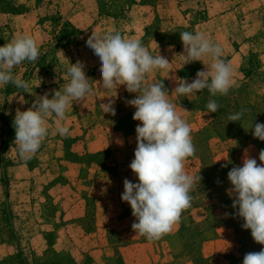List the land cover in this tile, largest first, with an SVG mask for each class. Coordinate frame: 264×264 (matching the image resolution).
<instances>
[{
	"label": "crops",
	"instance_id": "obj_1",
	"mask_svg": "<svg viewBox=\"0 0 264 264\" xmlns=\"http://www.w3.org/2000/svg\"><path fill=\"white\" fill-rule=\"evenodd\" d=\"M13 1L19 13L8 15L0 46L28 34L37 40L42 53L35 63L24 61L16 66L14 74L28 81L31 91L40 96L66 83L70 79H66L69 63L80 60L85 63L87 76L93 80V93L83 100L73 101L66 117L60 120V125L69 128L68 136L58 134L54 115L46 118L48 136L31 159L24 161L14 145L13 119L17 109L27 110L36 96L24 93L11 83L0 86V186L11 188L4 202L5 217L12 229L17 230L12 207L21 206L22 201L33 202V196L37 199V208L32 210V215L22 214V232L39 223L40 227H50L43 232L61 233L67 228L66 231L70 229L76 236L86 238L102 232L101 227L110 225V219L122 210V164L130 169L136 148L135 128L140 123L133 120L131 129L125 125L135 111L125 101L136 94L128 93L123 85L111 91L100 85L101 62L85 43L92 33L102 36L111 31L125 39L136 38L153 56L159 52L166 56L171 62L169 68L147 74L145 81L150 84L163 80L170 92L168 99L176 106L177 113L190 125L191 131L202 132L210 122L204 108L205 99L212 98L208 90L192 97L172 92L177 78L191 82L197 71L213 63L210 57H204L205 65L200 61L184 65L179 55L183 52L180 33L174 31L201 32L221 46L223 58L232 67L234 84L226 95L231 97L232 104L239 108L251 107L264 114V0H122V8L133 10L122 19L111 14L114 0H63L65 6L73 10H87V14L77 12L72 18H62L70 29L64 37L59 36V31L54 32L50 20L36 17L32 1ZM146 8L151 14L144 17L141 10ZM159 22L176 29L160 27V31L155 32L156 28L152 31L151 27ZM110 101L114 102V116L104 113ZM247 147L259 152L250 139L240 151ZM234 166L239 165L232 163L230 169ZM226 183L230 184L228 179ZM34 188L38 189L37 195ZM103 231L111 232L109 228ZM114 245L106 240L102 245H93L89 251L98 248L109 252ZM117 245L120 256L122 249V264H139L143 259L139 258L142 256L139 253L137 261V255L132 252L146 246L124 241ZM159 249L161 251V247ZM148 255L150 264L154 256ZM83 257L81 264H95L98 258L106 264L111 262L108 254L98 255V251L94 256L85 252ZM190 263L189 257L184 255L173 258L168 264Z\"/></svg>",
	"mask_w": 264,
	"mask_h": 264
},
{
	"label": "clouds",
	"instance_id": "obj_2",
	"mask_svg": "<svg viewBox=\"0 0 264 264\" xmlns=\"http://www.w3.org/2000/svg\"><path fill=\"white\" fill-rule=\"evenodd\" d=\"M180 39L183 52L179 55L184 65L196 61L204 64V57H210L213 63L210 66L204 64L205 68L197 71L191 82L177 78V86L172 92L192 97L207 89L212 97L226 96L234 84L233 70L223 58L221 46L201 32L184 31L180 33ZM85 43L101 62L100 85L107 91L123 85L128 93L136 94L125 103L135 108L132 119L140 122L135 128L134 159L129 164L138 182L128 178L123 180L121 200L131 207L135 218L132 230L149 241L158 240L170 233L183 211L191 207L190 193L202 180L199 174L191 176L184 169V161L196 152L190 125L169 101L170 92L163 80L144 83L147 74L167 70L171 62L160 52L153 56L141 40L125 39L111 31L102 36L92 33ZM41 54L37 40L28 34L14 37L0 46V86L11 83L24 93L36 96L29 82L15 75L13 69L24 61L35 63ZM85 67L80 60L69 63L66 79H70L66 83L58 90L36 96L27 110L17 109L13 119L14 145L21 160L31 159L48 136L46 118L54 115L58 134L69 135V128L60 125V120L66 117L73 101L83 100L93 93V80L87 76ZM113 103L110 101L104 107V113L116 114ZM219 108L214 99L206 104L209 113H216ZM246 112L247 109H241L227 119L239 122ZM251 131L253 138L264 142V123L255 122ZM258 159L260 163L245 150L242 166H234L227 173L231 187L226 193L232 199L231 207L235 211L224 215L242 219L241 227L250 230L254 242L264 245V149L260 150ZM242 264H264V247L258 252L245 253Z\"/></svg>",
	"mask_w": 264,
	"mask_h": 264
},
{
	"label": "rangeland",
	"instance_id": "obj_3",
	"mask_svg": "<svg viewBox=\"0 0 264 264\" xmlns=\"http://www.w3.org/2000/svg\"><path fill=\"white\" fill-rule=\"evenodd\" d=\"M28 1H32V4L35 5L36 17H45L50 20L54 24V32L59 31L61 37L67 36L66 34L70 30L62 18L65 20L72 18L77 12L80 14L86 12L85 14H87L86 9L76 8L73 10L65 6L66 1L63 0ZM114 1L110 11L117 18L122 19V16H127L133 11L122 8V0ZM13 2V0H0V39L1 34L5 32L4 26L8 15L19 13ZM150 14V9L141 10V15L144 17ZM160 27L169 28L167 30L171 31L176 29L174 26L172 28V26L162 25L160 22L154 24L151 29L154 31L156 28L155 32H157L160 31ZM174 32L175 34L181 33L178 30ZM144 83L147 85L146 81ZM221 107L222 109L219 108L216 113H212L219 118L220 124L214 125V127L210 125L213 122L211 121L212 114L207 112L210 122L206 127V131L212 129L220 137L211 132L214 138L212 140L209 134L203 133L204 129L202 132L191 131L196 152L194 156L184 161V169L191 176L199 174L202 180L195 185L190 193L192 196L191 207L183 211L179 222L174 225L170 233L153 241L136 234L131 228L135 218L132 216L131 207L127 202H122V210L110 219V225L102 226V232L90 237L76 236L72 230L66 231L67 228L61 233L43 232L50 230V227H40L39 223L34 227L32 226L30 230L22 232L21 216L25 212L32 215V210L37 208L35 196H33V202L25 201L23 203L22 201L21 206L12 207L16 216L15 225L17 230H20L17 231L8 225V220L5 217L4 199L7 197L8 189L10 192L11 188L10 186L9 188L8 186H0V264H81L85 260L83 257L85 252L94 256L95 251H98V255L101 253L103 255L108 254L109 260H111L108 264H122V249L120 256L117 245L122 241L126 243L138 242L146 246L142 249L138 247L137 251H139L136 253L132 252V255H137L135 256L137 261L139 253L142 255L139 256V258H143L142 263L139 261V264H148L147 255L150 253L154 256V260L150 264H168L173 261V258L178 259L184 255L189 257L190 264H242L245 253L258 252L264 245L254 242L250 230L241 227L244 222L242 219L233 218L232 215L225 217L226 212L233 214L235 211L231 207L232 199L226 193V189L231 187L230 184L226 183L227 173L231 170L230 164L232 163H238L239 166H242L245 150L250 157L256 158L257 162L260 163L259 152L253 148L247 147L242 151L240 150L248 138L252 141L256 140L251 131L254 123H264V121L260 120L261 114L254 119L256 114L249 108H244L247 109V112L241 121L229 122L227 117L239 112L240 109L233 108L231 105L226 107L222 105ZM251 118L254 119L253 122L244 121V119L251 120ZM132 123L133 119L130 116L125 125L131 129L133 128ZM245 126L250 128L248 132L244 129ZM261 148H264V142L261 143ZM238 151L240 152L238 153ZM224 164H227V167H222ZM130 172H132L131 169L125 168L122 164V175L125 176H122V182L128 178L135 183L136 177L133 173L129 176L128 173ZM34 190L37 195L38 189L34 188ZM123 190L122 183V193ZM107 228L111 232L105 234L103 229ZM106 240L116 244L114 249L109 250V252L98 248L89 251L93 245H102ZM1 243L7 244L1 245ZM159 247H161V251ZM148 257L150 258V255ZM95 261V264H106L99 258Z\"/></svg>",
	"mask_w": 264,
	"mask_h": 264
},
{
	"label": "trees",
	"instance_id": "obj_4",
	"mask_svg": "<svg viewBox=\"0 0 264 264\" xmlns=\"http://www.w3.org/2000/svg\"><path fill=\"white\" fill-rule=\"evenodd\" d=\"M17 9V8H16ZM13 14V13H12ZM210 99H214V100H216V102L220 105V109H222V105H224L225 107L227 106V105H231L233 108L235 107V108H238V109H244V108H249L250 110H252L253 112H254V114H256V116L255 117H253L254 119H256V118H258V116L260 115V112H256V110H254L253 108H251V107H244V108H239V107H237V106H235V105H233L232 104V100H231V97L230 96H216V97H212V98H209V99H205V103L207 104V102L210 100ZM204 99H202V101H203ZM204 108H205V110L207 111V109H206V105L204 106ZM208 112V111H207ZM212 114V113H211ZM261 117H264V114H261V116H260V120H262V118ZM253 118H251V120H249V119H244V121H246V122H253L254 121V119ZM222 120V119H221ZM211 121H213L212 123H210V125H212L213 127H214V125H218V124H220L219 122H221L220 120H219V118H217L216 117V114H212V120ZM219 121V122H218ZM262 121H264V120H262ZM244 129L246 130V132H248V130L250 129L248 126H245L244 127ZM208 132H210V133H208ZM211 132H213V130L212 129H209V131H206V129H204V134H209V136L210 137H213V135L211 134ZM214 133V132H213ZM214 135L215 136H217V137H220V136H218V134L216 133H214ZM244 135V134H243ZM246 135V134H245ZM247 136V135H246ZM222 137V136H221ZM248 140H249V138H248ZM247 140V141H248ZM254 143H255V145H256V147H257V149L259 150V152H260V150L261 149H264V148H261V143H262V141L260 142V140H258V139H256L255 141H254Z\"/></svg>",
	"mask_w": 264,
	"mask_h": 264
}]
</instances>
